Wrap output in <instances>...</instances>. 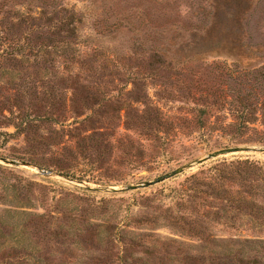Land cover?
Here are the masks:
<instances>
[{"label":"rangeland","instance_id":"obj_1","mask_svg":"<svg viewBox=\"0 0 264 264\" xmlns=\"http://www.w3.org/2000/svg\"><path fill=\"white\" fill-rule=\"evenodd\" d=\"M41 1L0 9V50L27 34L16 13L56 20L59 5L75 14L76 33L33 32L40 50L0 67V122L18 113L14 104L32 108L25 131L0 128V264H264V169L225 167L264 168V156L228 154L126 190L223 149L264 148L248 144L264 136L260 120L242 138L221 130L235 114L234 88L246 83L253 102L264 100L260 83L241 73L264 66V0H248L242 36L239 15L218 14L229 31L216 24L193 39L210 7L223 13L246 1ZM155 43L166 49L164 67L150 60ZM197 119L211 125L198 129ZM239 198L255 208L222 211Z\"/></svg>","mask_w":264,"mask_h":264},{"label":"trees","instance_id":"obj_2","mask_svg":"<svg viewBox=\"0 0 264 264\" xmlns=\"http://www.w3.org/2000/svg\"><path fill=\"white\" fill-rule=\"evenodd\" d=\"M2 3L0 4V9H3L5 5H25V7H30V5H33L36 3L37 0H1ZM61 0H42L41 4H39L41 6V8L45 7H52L55 8L58 5V2H60ZM242 1V0H241ZM246 3L244 1L243 5H239L238 4V10H236L237 6L235 9L226 7L225 12L220 13L218 12L216 7H210L211 9V13H209V17L210 20L207 23V25L205 24V26H203V28H201V31H199V28H194L192 30H190L189 32L190 34V38L193 39L196 36H198V34L200 32H203V34H207L209 32V30L212 29L213 25H218V28L220 31H229L228 30H224L222 28V25L220 24V20H218V14L219 15H224V20L226 22H229V18L233 21V19H235V17L237 15H239L240 19H238L236 21V24L234 26V31L238 32L239 36L243 35V27L239 25V21L242 19L241 17H243L245 14H247L248 12H250V2L248 0H245ZM58 13H53L52 16L56 17V20H52L51 18H49L48 16H45V12H40L39 14H37L36 12L35 15H39V17H33L30 15H19V13H16L17 16V20L19 22V25H25L28 30H27V34H24V36H22L21 38L17 39V41H11L13 43H15L14 49L11 52H7L5 49L0 50V67L4 66V65H13V64H20L21 60H28L26 59V57L24 56V51L27 50V53L29 56V52H33L35 49L37 50V52L40 50L41 48V44H37L38 40V36L33 38L32 34L33 32H35L36 34H42L45 33L47 34L49 31H52V33L54 34V36H56V34H60L62 35V33H70V35L75 36L76 33V25L74 23L71 24V22H74L75 19V14L73 13H69V11L67 12L65 9H63V7L58 5ZM30 8L27 9V11L29 12ZM36 8H34L33 11H35ZM233 12H232V11ZM64 12V15L63 13ZM254 12V10L251 12V14ZM68 16H67V15ZM237 14V15H235ZM63 15V16H60ZM218 16V17H217ZM46 17L45 20V24L42 26L41 22H42V18ZM68 20H70V23L68 22ZM55 23L54 27L50 28V24L51 23ZM30 23H34V25H30ZM115 24L113 25H117L119 23L114 22ZM73 25V26H72ZM72 27V28H71ZM223 29V30H222ZM4 42H6L5 40H0V46L4 47L2 45H4ZM151 48H154L157 52H153L152 56L150 55V60L153 61L155 64H159L160 66H165V61H166V52L164 49H162L157 43L153 44L151 46ZM36 52V53H37ZM23 56V57H22ZM20 58V60L18 59ZM24 58V59H23ZM76 61L78 62L79 60H81L82 58V54H80L79 52H76L75 55ZM241 73L243 74V78H247L250 77L254 82H258L260 83V87L261 89L264 90V66L261 69L258 70H254L253 74L251 71H245L243 70ZM255 74V75H254ZM240 75V74H239ZM238 75V76H239ZM237 76V77H238ZM75 78V77H73ZM73 80V79H72ZM234 82V80H233ZM235 87L237 85H239V83L234 82ZM247 86L248 84L243 83L240 85L241 89H235L233 90V94L235 96H231V98H233L231 100V102L227 103L228 107L230 108L229 111H233L235 114L231 113V117L232 120L230 122H227V124L225 126H223L221 128L222 131H230V133L232 132L231 137H238V138H242L243 132H245L250 126L255 125L256 123L260 121L264 122V100L259 102V100L257 99L256 102H253L252 99L250 98L251 94L248 93L249 91H247ZM261 91V90H260ZM20 96H22L20 94ZM254 99V98H253ZM4 102H0V108L1 106H3ZM23 103V102H22ZM14 104L16 111H18V113L15 115L14 112H11L12 110H7L9 111V117H5L2 118L3 122H0V128H7L10 126H13L15 129H19V131L21 129H23L24 131L26 129H28L31 126V122L29 118V114L28 111L32 110V108H29L30 105H24V104ZM24 105V106H23ZM56 105H50V108L55 107ZM58 106V105H57ZM25 107V109L23 108ZM27 110V111H26ZM259 115V116H258ZM142 123V128L145 127L144 124L146 123L145 119L141 120ZM140 121V122H141ZM156 124L158 125V122H156ZM194 126H196L198 129H202L204 130V128L206 126H210L211 124L205 120V119H197L194 120L193 122ZM146 128V127H145ZM151 126H148V130H150ZM21 130V131H23ZM3 134L0 132V136H2ZM5 136H8L7 134H4ZM251 142H248V144H255V145H260V146H264V136H260L255 138L253 141L250 140ZM247 144V143H245ZM225 167L227 168H236V171L238 172H244L245 174H253L257 171L262 172L263 171V167L259 166L258 163L256 162H251L249 160H244V161H237L235 163H230L228 165H226ZM190 198L189 196H187V199ZM251 204L248 202H246L244 200V198H239L238 200H230L228 202V206H224L222 208V211L224 212L226 208L233 210L235 209V211L237 212H244L245 208H248L247 206ZM251 206V205H250ZM253 206L249 207L248 209L252 210ZM184 226H187L188 231L192 232L195 231L194 228H192V224L190 223H186ZM197 230V229H196ZM200 232H196L194 234H199ZM227 260H230L229 258H227ZM216 264H229L232 261L229 262H225L222 261L220 259H217Z\"/></svg>","mask_w":264,"mask_h":264},{"label":"water","instance_id":"obj_3","mask_svg":"<svg viewBox=\"0 0 264 264\" xmlns=\"http://www.w3.org/2000/svg\"><path fill=\"white\" fill-rule=\"evenodd\" d=\"M236 153H244V154H254V155H261L264 156V148H230V149H223L214 153L209 154L208 156H206L204 159H200L199 161L190 163L186 166H183L173 172H171L170 174H166L160 178H157L156 180L152 181V182H145L144 184H138L136 186H129L128 188H126L127 191H133V190H137L138 188H148L150 186H153L155 184L161 183L165 180L171 179L175 176H177L178 174H180L181 172L188 170L190 168H192L194 165H199L200 163H203L205 161L208 160H212V159H216L220 156H225L228 154H236ZM5 164H9V165H14L16 163L14 162H7V161H3ZM18 166H22V167H26V165H18ZM41 174H47L45 172L41 171Z\"/></svg>","mask_w":264,"mask_h":264}]
</instances>
